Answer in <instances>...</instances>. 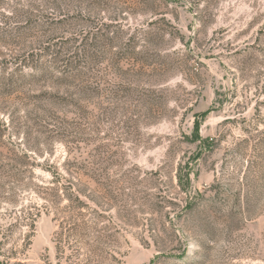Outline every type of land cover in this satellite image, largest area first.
<instances>
[{
  "label": "rangeland",
  "instance_id": "374dc122",
  "mask_svg": "<svg viewBox=\"0 0 264 264\" xmlns=\"http://www.w3.org/2000/svg\"><path fill=\"white\" fill-rule=\"evenodd\" d=\"M0 264H264V0H0Z\"/></svg>",
  "mask_w": 264,
  "mask_h": 264
}]
</instances>
